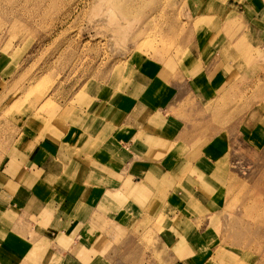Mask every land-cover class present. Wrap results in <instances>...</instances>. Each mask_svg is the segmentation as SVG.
Segmentation results:
<instances>
[{
	"label": "rangeland",
	"instance_id": "1",
	"mask_svg": "<svg viewBox=\"0 0 264 264\" xmlns=\"http://www.w3.org/2000/svg\"><path fill=\"white\" fill-rule=\"evenodd\" d=\"M220 1L0 0V161L26 128L56 130L75 113L98 120L147 64L162 70L146 77L159 87L182 81L180 59L193 37L202 36L204 65H225L224 86L196 114L191 106L172 113H188L194 132L168 148L175 158H159L172 160L177 184L171 194L155 191L147 209L162 213L153 229L131 252L116 251L125 240L116 231L112 246L82 253V264H106L112 250L117 264H264V29L253 39ZM193 166L205 169L195 184L187 179ZM60 256L35 252L22 264H61Z\"/></svg>",
	"mask_w": 264,
	"mask_h": 264
},
{
	"label": "crops",
	"instance_id": "2",
	"mask_svg": "<svg viewBox=\"0 0 264 264\" xmlns=\"http://www.w3.org/2000/svg\"><path fill=\"white\" fill-rule=\"evenodd\" d=\"M218 3L224 16L243 20L253 39L264 29L257 17L263 4L257 0ZM201 40L193 37L191 49L186 48L189 55L180 59L177 77L182 81L159 87L146 77L162 70L147 64L122 101L105 106L98 120L75 113L74 120L65 119L56 130L32 126L14 136L0 161V264H22L32 253L50 251L61 255V264H82V253L96 251L100 243L105 250L112 246L116 231L125 237L120 244L124 250L116 251L131 252L144 232L153 229L162 207L152 212L147 206L156 190L171 194L177 184L172 160L159 158H175L168 148L194 132L186 127L188 113H172L191 106L196 114L225 84L220 58L216 65L202 62ZM213 70L216 74L209 77ZM193 169L196 175L187 179L195 184L205 169ZM141 188L148 197L130 192ZM108 252L105 263L117 264L113 250ZM168 260H176L175 254L169 252Z\"/></svg>",
	"mask_w": 264,
	"mask_h": 264
},
{
	"label": "bare ground",
	"instance_id": "3",
	"mask_svg": "<svg viewBox=\"0 0 264 264\" xmlns=\"http://www.w3.org/2000/svg\"><path fill=\"white\" fill-rule=\"evenodd\" d=\"M147 20H148V19H147ZM155 21H156V19H155ZM155 21H154V22H155ZM151 22H152V21H151ZM157 25H159V24H157ZM167 27H168V26H167ZM162 29H163V28H162ZM160 33H161V31H160ZM213 33H214V32H213Z\"/></svg>",
	"mask_w": 264,
	"mask_h": 264
}]
</instances>
